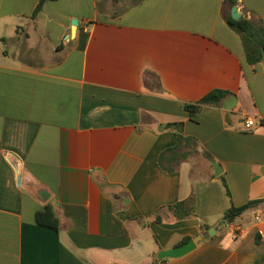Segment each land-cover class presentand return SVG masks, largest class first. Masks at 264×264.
Instances as JSON below:
<instances>
[{
    "label": "crops",
    "instance_id": "1",
    "mask_svg": "<svg viewBox=\"0 0 264 264\" xmlns=\"http://www.w3.org/2000/svg\"><path fill=\"white\" fill-rule=\"evenodd\" d=\"M38 1L0 0V264H264L261 204L222 221L264 202V66L226 24L264 0Z\"/></svg>",
    "mask_w": 264,
    "mask_h": 264
},
{
    "label": "trees",
    "instance_id": "2",
    "mask_svg": "<svg viewBox=\"0 0 264 264\" xmlns=\"http://www.w3.org/2000/svg\"><path fill=\"white\" fill-rule=\"evenodd\" d=\"M44 0H39L35 6L31 18H34L36 14L41 10ZM226 24L241 36L242 43L247 52V58L249 64L258 63L261 60L262 52H264V25L254 24L253 22L247 21L245 19H239L234 21L231 17L226 18ZM227 92L221 90H212L205 94L201 99L193 104L183 105V109L187 111L190 115H194L201 109L202 106H217L220 101L227 96ZM223 185L226 189V185L222 180ZM227 195L228 191L226 189ZM192 198L187 202H178L173 206L167 208L171 211L173 216L177 220H182L184 218L196 217L193 208L191 206ZM261 204L260 200L248 201L246 204L239 207H229L223 214L222 221L225 223H232L237 217H239L243 212L247 211L252 207L259 206ZM35 220L37 225L57 230L58 219L54 214L51 205H45L42 211H38L35 214ZM155 221L160 222L159 216H155ZM189 238H184L181 244L187 242ZM153 264H158L155 262Z\"/></svg>",
    "mask_w": 264,
    "mask_h": 264
},
{
    "label": "water",
    "instance_id": "3",
    "mask_svg": "<svg viewBox=\"0 0 264 264\" xmlns=\"http://www.w3.org/2000/svg\"><path fill=\"white\" fill-rule=\"evenodd\" d=\"M230 17L234 21H237L240 19V13L236 10V7L231 8ZM70 24L74 28V30L78 27V22L74 19L71 21ZM72 35H73V29L70 31L68 38H70V36L72 37ZM261 64H262V66H264V52H262ZM225 110L229 111L230 108L226 107ZM212 167L214 169V176H218L219 170L217 169V166L213 165ZM261 207L264 208V202L261 203ZM211 234H213V230L210 229V230H208L207 234L197 235L194 238L188 240L187 242H184V243H182V244H180L174 248L159 251V253L156 256V260L159 261L162 259L180 258V257L188 254L192 250H194V248L198 242H200L203 238L207 237V235H211Z\"/></svg>",
    "mask_w": 264,
    "mask_h": 264
},
{
    "label": "built area",
    "instance_id": "4",
    "mask_svg": "<svg viewBox=\"0 0 264 264\" xmlns=\"http://www.w3.org/2000/svg\"><path fill=\"white\" fill-rule=\"evenodd\" d=\"M252 126H253V122H252L251 119H249V120L245 119L243 121V123H242V129L245 130V131L250 130L252 128ZM254 218H255L256 222H259V217L258 216H255ZM232 230L234 232L240 231L239 227H233V226H232Z\"/></svg>",
    "mask_w": 264,
    "mask_h": 264
}]
</instances>
